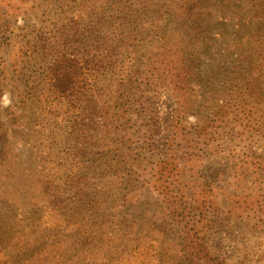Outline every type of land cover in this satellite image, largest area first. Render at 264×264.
<instances>
[{
	"label": "rangeland",
	"instance_id": "374dc122",
	"mask_svg": "<svg viewBox=\"0 0 264 264\" xmlns=\"http://www.w3.org/2000/svg\"><path fill=\"white\" fill-rule=\"evenodd\" d=\"M175 2L0 0V16L9 31L4 48L9 83L3 117L10 120L15 111L24 122L22 134L12 137L9 160L0 165V237L9 239L17 232L36 235L46 219L37 165L51 151L54 132L63 127L68 134L76 114L68 111L66 103L53 102L45 77L50 57L44 46L52 41L57 45L56 40L67 37L78 42L71 48L77 47L81 56L104 54L101 69L91 77L95 87L90 99L77 113L97 128L101 150L109 152L112 164L128 159L119 176L122 186L130 178L135 188L145 180L154 187L135 190L147 208L143 204L133 212L142 217L131 236L145 235L144 252L150 254L136 264H184L183 227L176 212L165 206L159 184L163 162L169 159L167 145L173 141L172 125L180 112L182 129L194 143L199 142L193 152L198 153V162L181 160L174 175L168 170L169 189L175 195L185 190L189 180L210 184L222 206L210 216L208 237L214 255L226 264H264V109H260L264 108V72L245 58L252 35L259 31L257 10L263 0L237 4L211 0L205 51L199 54L193 49L201 60L203 85L194 84V98L186 107L177 103L163 72L153 70L156 46L168 39L169 30L182 47L192 49L190 38L176 23ZM207 90L215 91L216 98L210 99ZM247 100L261 110L259 120L245 118ZM8 125L16 128L12 122ZM111 145L121 152H114ZM138 152L144 164L139 163ZM129 190L133 194L134 189L125 187V192ZM154 217L168 224V235L163 227L160 231L154 226ZM129 237L120 234L119 238ZM3 243L11 246L9 241ZM112 247L105 242L86 248L93 259H106ZM76 261L84 264L85 260ZM13 262L23 264L19 258Z\"/></svg>",
	"mask_w": 264,
	"mask_h": 264
},
{
	"label": "trees",
	"instance_id": "16d2710c",
	"mask_svg": "<svg viewBox=\"0 0 264 264\" xmlns=\"http://www.w3.org/2000/svg\"><path fill=\"white\" fill-rule=\"evenodd\" d=\"M230 2L237 4L242 3V0ZM175 3L176 23L190 38L189 48L192 49L187 51L182 47V43L176 42L175 36L169 30L170 37L168 35L165 42L156 46L157 66L153 70L163 72V76L170 81L177 103L186 107L194 98V84L203 85L201 60L193 51L196 50L199 54L205 51L203 49L206 44L205 34H209L207 21L211 0H176ZM257 11V16L261 18L259 31L252 35L253 40L249 43L253 46L246 48L248 53L245 52V58L250 65L257 66L264 72V0ZM2 18L0 16V165L4 167L11 154L12 137L22 134L24 122L15 111L12 112L10 120L3 117L2 107L9 83V65L4 56V48L9 31L8 24H4ZM56 41L57 45L52 41L44 46L47 56L50 57L45 69L47 86L53 102L60 105L66 103L68 111L75 112L76 118L70 119L71 129L68 134L63 133V127H58V132H54V139L51 140V151L46 152L37 165L40 168V193L45 205L46 219L40 224L36 235L23 236L17 232L9 239L0 237L3 242L9 241L11 245L6 246L0 239V264H14L15 258H19L23 264H80L79 261H73L81 257L85 260L84 264H136L138 259L141 261L150 254L144 252L145 235L131 236L142 217L141 214L135 216L133 212L137 208L141 209L143 204L147 208L143 197L135 190L154 187L145 180V183L135 188L134 179L130 178L126 181L127 185L122 186L119 176L122 175L123 166L129 163L128 159L118 162V165L112 164L108 160L109 152L101 150L102 137L97 128L88 124L83 114L77 113L86 98L90 99L89 93L95 87L91 77L101 69V58L104 54L81 56L76 52L77 47L71 48V44L78 43L73 38H60ZM78 45L82 43L79 42ZM11 67L16 69L17 57ZM206 92L210 99L216 98L215 91ZM247 101L243 106L245 118L249 121L258 119L264 108L260 110L255 103ZM49 106L55 107L52 103ZM183 117L180 112L172 125L173 141L167 145L169 159L163 162L165 164L160 171L159 184L164 190L165 206L171 212H176V220L183 227L180 237L184 264H226L223 259L214 255L208 237L210 216L222 209L216 190L208 183L192 180L187 182L182 193L174 195L168 187V170L169 174L174 175L179 173L178 163L181 160L198 162V153L193 152L199 142L194 143L191 135L182 129ZM8 121L16 128L9 127ZM180 136L182 141L178 140ZM174 141L176 146H173ZM110 147L114 152H121L118 146ZM138 159L139 163H145L139 152ZM110 170L113 172L109 173ZM125 187L134 189L133 194L131 190L125 192ZM231 205L229 203L228 207ZM223 206L227 207L224 203ZM153 224L160 231L163 227L162 231L168 235V224L159 222L157 218L153 219ZM172 231L175 229L172 228ZM120 234L130 237L121 239ZM118 235L114 242L113 238ZM105 242L112 244V253L106 259H93L86 247Z\"/></svg>",
	"mask_w": 264,
	"mask_h": 264
}]
</instances>
